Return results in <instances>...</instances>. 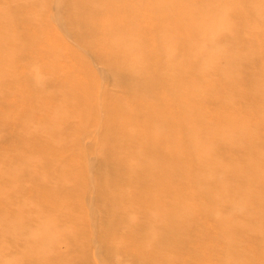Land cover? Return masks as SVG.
<instances>
[{"label":"bare ground","instance_id":"obj_1","mask_svg":"<svg viewBox=\"0 0 264 264\" xmlns=\"http://www.w3.org/2000/svg\"><path fill=\"white\" fill-rule=\"evenodd\" d=\"M131 1L136 5L131 6ZM193 1H77L82 5L81 10L85 8L86 16L98 15L106 5L110 8V14L102 15L105 19L98 20V25L88 24L83 30L91 39L98 27L105 48L109 49L110 66L121 77V84L127 85L131 95L140 100L131 108L124 105L125 101L116 104L118 101L109 96L106 101L109 115L102 141L108 145L107 152L127 155L116 160L106 158L103 175L99 177L101 197L109 198L114 205L112 222L106 225L110 232L108 237H112L113 248L128 258L121 264H190L188 258L198 259L199 264H264V144H260L254 121L264 118V68L249 74L244 65L254 60L256 49L248 44L238 50L239 38L236 36L238 32L251 37L260 33L257 21L262 15L259 7L264 0H254L248 8L243 7L240 15L247 21L244 31L234 28L227 14L233 0H203L201 6ZM145 4L146 13L141 10ZM9 11L0 9V16L5 19L0 22V88L6 84L5 78L14 85L15 82L21 84L23 101L20 106L18 104L22 117L18 140L28 147L45 137L46 147L33 151L34 155L16 153L14 157L18 163L15 167L4 166L2 171L0 165V176L7 181L6 185L0 186V204H16L11 214L0 209V255L14 247L16 264H21L20 260L29 256L30 263L35 264L40 247L47 238L54 236V231L47 230L42 244L29 242L27 238L31 230L25 220L30 213L35 212L48 225L61 220L60 230L65 235L63 244L77 243L79 236H83L78 229L82 211L67 198L80 195L85 186L83 174L72 163L61 166L53 159L44 161L43 158L49 156L48 152L56 143L61 142L67 148L73 145L64 142L65 135L60 136L64 119L56 116L60 114L61 118H68L80 114L85 104L92 105L96 92L94 83L81 81L80 75L85 74L82 71L74 69L57 75V58L62 47H55L52 43L48 47H37L40 44L35 41L40 32L38 5L25 6V11H13L11 15ZM79 13L77 9L74 14L79 16ZM17 20L28 34L21 42L14 41L15 34L10 32L8 25L14 21L16 24ZM147 25L154 46L160 49V56L156 59L144 55L140 49L145 40L142 32ZM223 27L229 30L231 37L222 49L219 52L201 49L198 37H210ZM259 47V54L264 56V43ZM18 48L24 49L25 53L17 65L12 56ZM169 48L175 52L174 61L169 59ZM218 53L227 59L223 67L214 57ZM35 59L44 65L50 79L57 78L56 87L46 88L44 92L35 91L21 78L19 73L23 71L28 76V64L30 67ZM210 76L219 84L204 85L202 80ZM240 78L250 79L253 84L251 95L257 98L253 109L247 111L242 120L235 118L237 108L233 104L234 95L239 92L237 83ZM50 95H58V104L47 110L43 120L33 123L29 118L33 109L42 108L35 97ZM208 95L215 100L207 103L210 120L204 123L199 111ZM113 106L121 114L110 116L114 114ZM33 125L38 128L35 134L31 133ZM130 139L133 144L123 145V141ZM215 158H220V162L217 163ZM213 168L219 177L209 184H200L208 179ZM14 169L23 172L21 180L18 181L16 173L8 174ZM39 173L48 180V193L41 194L36 201L20 197L22 180L24 183L38 182ZM51 180L59 183L55 185ZM112 191L117 194H111L110 198L108 192ZM178 194H190L192 198L177 200ZM39 203L50 205L48 211L42 212ZM227 203L233 211L242 214L241 220L232 222L224 216L222 210ZM243 207L245 211L241 212ZM131 211L138 212L136 218L133 219ZM197 212L214 221L217 231L214 235H201L206 245L192 242L196 249L189 252L184 246L189 241L187 235L195 227ZM234 223L235 233L246 231L244 234L253 240L249 251L242 249V235H233ZM79 250L77 247L68 257L79 258ZM37 264L53 262L46 259L37 261Z\"/></svg>","mask_w":264,"mask_h":264},{"label":"rangeland","instance_id":"obj_2","mask_svg":"<svg viewBox=\"0 0 264 264\" xmlns=\"http://www.w3.org/2000/svg\"><path fill=\"white\" fill-rule=\"evenodd\" d=\"M77 1L79 2V0H0V9H8L10 10L9 13L11 12L13 14L15 11L17 13H19L20 10L25 11V6L29 7L31 5H38V15L40 17L38 29H40V32L38 38L35 41L39 42L40 44L37 47H48L51 43L55 47H62L63 49L60 51V57L59 59L57 58V75H62V73L64 74V72L74 69L82 71L85 74L80 75L81 81L84 83H94L96 92L92 105H89L88 103L85 104L82 107L80 114L68 118H61L60 114L56 116L60 120L64 119V121H61V130L59 129L61 132L59 133L60 136H66V140H62L65 143H73V145L72 147L67 148L61 144V142L56 143L53 145L50 152H48L49 156L43 158L44 161L54 160L55 164L61 166H68L72 163L74 167L79 169L81 175L83 174L82 177H84L83 179L85 180V186L83 187L82 192H80V195L74 196L73 198L67 197L65 195L68 199H70V201H72L76 209L82 211L79 218L78 229H81L83 236H79L77 243L73 242L74 244H63L65 235H62L60 230V224L62 221L59 220L56 223L48 225L46 220H44L42 217H37L35 212H32L25 220V225H27L29 230H31V234L27 240L29 242H41L42 244L47 230H51L52 233L54 231V236L52 238L49 237L51 239L47 238V242L40 247V251L37 253L39 254V257L36 258L35 264H37V261L39 263L40 261L43 262L46 259L52 261L53 264H56L57 262H62V264H121L124 260H128V258L124 255V253H121L120 250L113 248L114 242L112 237H108V233L110 234V232L106 230V225L112 222L111 210L114 208V205H112L109 198L106 197V199H103L101 197V180L99 177H101V174L103 175V164L106 158L111 160L127 155H124L123 153L114 154L107 152L106 150H109L107 147L108 145L102 141L107 123V115H109L108 107H106V101L107 97L109 96L111 98H115L118 101L116 104L120 105V103L125 101L124 105L127 104V106H130L131 108L136 106L140 100L131 95V90L127 85L123 86V84H121V77H119L116 70L110 66L108 61V57L110 56L109 49L105 48L104 42L102 40L103 36L101 32L98 33L97 31L98 27L94 29L91 39L83 30L88 24L93 26H96V24L98 25V20L102 21L105 19V15L110 14V8L106 5L102 7L98 15L96 14L92 16H86V14H84L85 8L81 10L82 5H78ZM194 2H198L197 6H201L203 0H194L193 3ZM253 2L254 0H237V2L236 0H233L232 8L229 9L227 14L233 22L234 28L235 26L237 28H241V31L244 29L247 21H245L244 18H241L240 12L244 6V8H248V6H250V4ZM130 3L131 6L136 5L135 1H131ZM260 5L261 6L259 7V10L261 11L260 14L262 15L257 21V27L262 29H260V33H255V36L252 37L250 35H244L243 32H238L236 35L239 38V46L237 47L238 50L246 48L245 46L248 44L250 46H254L252 48L256 49L257 55L254 60L248 61L246 65H244L249 74L255 73L260 67L264 68V56L259 54V50L261 49L259 46L264 43V2ZM141 8V10L145 12V10H147V5L145 4ZM77 9L78 13L80 12L79 16L74 14L76 13ZM102 15L104 16L102 17ZM3 18L4 17L0 16V22L5 20ZM10 22H12L11 19ZM20 22L17 20L16 24L15 21L12 24L8 23L10 32L15 34L14 37V34L10 36L11 40L13 37L14 41L21 42L24 37H28V34L24 33L25 31L22 30L23 28L21 27ZM6 26L7 23L5 24V27ZM148 28L149 26L147 25V28L143 32L141 31L145 36V40L140 49L143 51L144 55L148 54V56L156 59L157 56H160V49L158 48L159 46H154L155 44L152 40V34ZM229 37H231L229 30L226 27H223L217 30L210 37L199 36L198 38L201 49H212L219 52ZM24 53V49L18 48L14 52V56H12L13 63L18 65L20 63L19 58L21 59V56H24ZM168 53L170 57L169 59L174 61V50L169 48ZM214 57L217 58L216 62L219 66L223 67L226 65L227 59L225 57H221L220 53ZM27 70L29 72L28 76H26L23 71L20 72L19 75L22 79H25L26 84L35 91L44 92L46 88L51 86L56 87L58 85V81H56L57 78L50 79V73L45 71L44 65L39 63L38 59H35V61L32 60V65L29 67L28 64ZM46 74L49 76H46ZM211 77L212 76L203 79V84H219L217 79ZM3 81L6 84L3 82V85H5L3 86V89L0 88V165L2 171L4 170V166L13 167L14 165H17L18 161L16 162L14 157L16 153L28 155L33 154L39 148L43 149L46 147L45 137H41L40 139L36 140L35 143H31V146L25 147L24 145H21L20 141L22 140H18V137L21 134L20 125L22 117L21 109L18 107V104L20 106V102L23 101V97L20 96V90H22L23 87L17 82H15V85L12 84L11 80L9 81L8 78H5ZM231 83L232 82H229L230 85H232ZM237 85L239 86V92L234 95L233 104L237 108L235 118L242 120V118L247 114V111L253 109V106L257 102V98L254 95H251L253 84L251 83L250 79L240 78V81H238ZM210 96L211 95H208L206 97L207 102L203 103V108H201L202 110L199 111L201 115L200 120L204 123L208 122V114L211 113V111L209 112L210 107L207 105V103L208 101L209 103H213L215 100V98L211 99ZM35 99L39 106L40 104L42 105V108L40 106L39 110L33 109L31 117L29 118L34 121H32L33 123L37 124L40 120L44 119L43 117L47 115L49 109L52 108L54 104H58L60 99L58 95L56 97L52 95L51 97L45 98L35 97ZM216 101L218 102L219 100L216 99ZM32 107L34 108L35 105ZM113 111L114 114L110 115L112 117L121 114V112H118L114 106ZM7 112H10L11 114ZM131 113L133 112L131 111ZM254 121L256 123L255 130L257 131L260 144H264V118H261V120L256 119ZM37 129V125H33L31 133L35 134ZM154 132L155 131H153L152 134H154ZM133 143L134 141L131 139L123 141V145L127 146ZM215 160L217 163L220 162V158H215ZM31 165L32 162L30 161V166ZM14 170L8 174L12 175L16 173V178L18 181L21 180L23 172L20 171L19 173L18 169L17 171ZM42 175L44 174L39 173L38 182L32 183L30 181L31 183H28V181H25L24 183L23 179L22 183H20V185L23 186V189L20 191V193H18V195L27 200L36 201L41 194L43 195L44 193H48V180H46L45 176ZM217 177H219V174L217 170L213 168L209 173L208 179L203 180L200 184H209L210 181ZM51 181L54 182L55 185L59 183L58 180ZM6 182V178L0 176V186L6 185ZM108 193L111 198L112 195L117 194V191ZM175 198L177 200H186L192 197L190 194H178ZM39 205L43 207L42 212H44L43 210L48 211L50 206H44L40 203ZM15 207L16 204L14 203L0 204V209L5 213L7 212L8 214L14 212ZM73 210H75V208ZM244 211L245 208L243 207L241 212ZM222 213L232 222L242 219V214L233 211L230 203L224 205ZM130 214L134 219L137 217L138 212L131 211ZM197 214V217H195V219L197 218L195 221V227L189 232L190 234L187 235L189 236V241L188 244L184 246L189 252L196 249L192 242L194 244L197 243L204 246L206 245V242L201 238V235L204 237L205 235H214L217 231L214 221L210 220L205 214L201 215L198 212ZM235 225L236 223H234L232 226L233 235L235 237H238L237 235H242V249L249 251V249L252 248L253 240L249 237V235L244 234L246 231H239L235 233L236 230H233L236 227ZM124 226H126V223ZM227 227L231 228L229 226ZM8 245L11 246L10 243H8ZM77 247H80V250L78 251L79 258H77V256L68 257L73 249H77ZM75 249L73 252H75ZM14 252V247L2 252L0 255V264H16L13 257L15 255ZM30 260V256L23 257L20 262L21 264L28 262L29 264H32L30 263ZM188 261L190 264H199L198 259L193 260L188 258Z\"/></svg>","mask_w":264,"mask_h":264}]
</instances>
